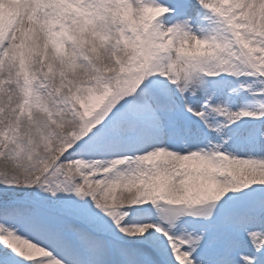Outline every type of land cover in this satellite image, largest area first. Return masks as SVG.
<instances>
[{
    "label": "snow or ice",
    "instance_id": "obj_1",
    "mask_svg": "<svg viewBox=\"0 0 264 264\" xmlns=\"http://www.w3.org/2000/svg\"><path fill=\"white\" fill-rule=\"evenodd\" d=\"M0 264H264V0H0Z\"/></svg>",
    "mask_w": 264,
    "mask_h": 264
}]
</instances>
